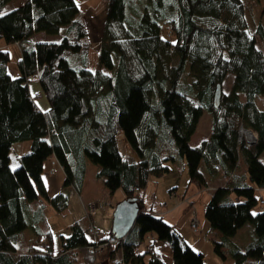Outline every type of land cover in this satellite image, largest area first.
Segmentation results:
<instances>
[{
    "label": "trees",
    "instance_id": "16d2710c",
    "mask_svg": "<svg viewBox=\"0 0 264 264\" xmlns=\"http://www.w3.org/2000/svg\"><path fill=\"white\" fill-rule=\"evenodd\" d=\"M9 1L0 0V39L6 46L0 49V264H95L96 259L168 264L153 244L140 252L138 242L126 235L90 249L95 240L88 225L101 228L86 214L72 221L69 234L60 236L59 250H53L52 231L40 230L43 206L32 213L30 202L44 199L54 211L65 212L70 189L80 192L91 182L90 177L83 181L85 161L95 164L93 179H102L100 187L108 194L121 188L125 197L137 198L139 233L154 231L170 244L169 264H204L203 252L195 248L199 236L188 242L162 215L146 210L149 176H162L184 161L188 182L201 190L229 175L214 187L204 210L217 236L213 250L230 258L229 264H264V161L259 157L264 109L255 100L264 94V0L252 35L242 0H141L137 16L126 14L127 0H104L97 41L89 38L84 8L76 0H20L3 10ZM37 32L60 38L35 40ZM14 43L20 53L17 75L7 69V47ZM93 45L96 58L89 67ZM228 73L233 80L224 90ZM32 78L48 102L44 110L29 90ZM204 110L211 115L209 134L191 146ZM240 125L256 133L251 145L237 141ZM24 141L29 149L19 152ZM13 146L16 165L11 167ZM48 157L65 174L63 190L51 195L42 176ZM247 222L255 236L239 245L232 236ZM101 231L97 242L112 235L110 229ZM42 238L46 243L37 246Z\"/></svg>",
    "mask_w": 264,
    "mask_h": 264
},
{
    "label": "rangeland",
    "instance_id": "374dc122",
    "mask_svg": "<svg viewBox=\"0 0 264 264\" xmlns=\"http://www.w3.org/2000/svg\"><path fill=\"white\" fill-rule=\"evenodd\" d=\"M263 0H242L243 7H244V16L247 22V30L249 34H254V24L257 20L256 11L260 8L262 5ZM105 1L99 0L98 3H95L94 6V12L89 11L86 8V14L84 13V17L86 20L87 28L89 31V38L93 41L96 39H99L102 31V25H103V10H104ZM84 11H85V7ZM143 8V2L141 0H127L125 4V11L126 14H130L132 16H137V12H140ZM7 6L4 7L3 10H7ZM92 13V14H91ZM262 20L264 21V16L262 17ZM95 44V43H94ZM96 45V44H95ZM257 45L262 48V44L257 41ZM17 47L16 45H14ZM13 46V47H14ZM94 46V45H93ZM91 47L90 49V64L89 67H92L93 62L96 58L95 54V46ZM11 47V46H10ZM13 50L15 48H12ZM18 49V47H17ZM12 50V51H13ZM92 60V61H91ZM185 69H188V63L186 64ZM186 80L188 82L192 81V77L187 76ZM233 80V74L228 73L225 79L223 80L222 88L224 90H228ZM28 86L30 92L35 95V92L37 95L35 96V100L37 104L40 107H47V100L46 97L42 91L41 86L39 85L38 81L35 78H32L28 81ZM189 99L196 104V100L194 98L189 97ZM257 105L259 108L264 109V94H258L255 98ZM211 127V115L204 110L202 115L199 117L197 126H196V132H207L210 130ZM247 131L250 132V134L253 135L252 142L256 140V134L251 129L247 128ZM243 138H247L248 136L245 131L239 129V135ZM245 141V140H244ZM252 142L249 144L245 141V144L251 145ZM16 147L13 146V148L10 151L9 154V162L12 160H15V149ZM260 159L264 161V150L260 154ZM95 166V164L90 162V166ZM47 163H44V169H43V178L46 179L45 174L47 173L46 170H48L49 174H52L56 171L57 168L61 169L60 166L56 165V163H50L49 169H47ZM176 168H173L171 170V174L165 173L162 176L156 177L154 175L149 176V180L147 181L146 187L143 190V197L145 205L148 206L149 204H156V207L159 206H165L170 209H175L172 213H170L169 217L173 218L174 222H172L168 217H166V220L169 222H172L174 224V227L180 232L181 236L186 239L189 237L194 238L199 236V241L195 245V248L197 250H200L203 252V261L204 264H229L230 258L228 259H222L219 255H217L213 250V243L212 238H216L217 236L214 234L212 230H210L209 222L206 220L204 210L206 203L210 197V194L214 187L218 185L219 183L226 182L229 178V175L224 174V176L221 174V178L213 179L212 182L200 189H197L195 185L188 182V172L185 166V163L178 162L176 165ZM53 169V171H51ZM172 175L174 174L179 179V186H178V194L174 198V194L171 191H165V189H168L170 186L165 185V175ZM55 175L60 178L62 175L61 171H56ZM88 177V176H87ZM94 177H90L91 182H88L87 186L80 192L73 191V188H71L69 191L70 198H69V205L65 212H56L51 207L48 208V210L45 213L44 220L40 223V230L44 231L46 229H50L52 231V246L53 250L57 252L60 248V236L61 235H68L70 232V224L75 218L83 216V214L88 215L89 212H93V221L94 219L98 220L100 223V217L106 219V223H100V228L103 231H108L110 227V221L112 217V212L114 209V206L117 202L125 198V195L121 188H117L112 194H108L107 189L105 186H102V189L105 191L103 193V190L100 189V183L103 185L102 179H100V183L96 185L94 182ZM168 178L171 179L169 176ZM91 186H94V191L96 193V190L100 192L98 193V199L97 201L91 199L88 202H85L86 200V194L90 193ZM92 191V193L94 192ZM195 192V193H193ZM94 193V195H95ZM191 193H193L190 197ZM167 194V195H166ZM197 194V195H196ZM93 195V196H94ZM264 196V193H262ZM92 196V195H91ZM169 197L174 198L171 200ZM184 198H186L184 202ZM189 201V202H188ZM186 206H188V210H186ZM254 210L260 209L258 206H255L253 208ZM189 213H191L189 218ZM193 215L196 216L198 219V226L201 229L198 233H194V229L191 224V218ZM91 216V215H89ZM109 220V221H108ZM195 228V227H194ZM29 232V230H27ZM197 231V230H195ZM127 236L128 240H133L138 242L137 244V250L142 252L144 248L148 244H153L155 250H157L163 260L166 263H171V248L170 244L163 240L159 239L154 231H147L143 234V236L139 233V228L137 222H134L133 226L130 228V230L125 234ZM124 235V236H125ZM123 236V237H124ZM255 236L253 226L249 222L245 223L243 226H241L237 232L232 236V239L237 242L239 245H244L251 239H253ZM121 237V238H123ZM207 239V240H206ZM45 238H42L40 241H35V244L39 246V244H42ZM100 250V249H99ZM98 251V250H95ZM119 256V252L116 254V258ZM100 260L96 259L95 264H99ZM116 264V263H114ZM122 264V263H117Z\"/></svg>",
    "mask_w": 264,
    "mask_h": 264
},
{
    "label": "crops",
    "instance_id": "0c3cea01",
    "mask_svg": "<svg viewBox=\"0 0 264 264\" xmlns=\"http://www.w3.org/2000/svg\"><path fill=\"white\" fill-rule=\"evenodd\" d=\"M76 1L79 4V6H81L82 8L85 7V11H84V13H85L87 10L94 12V10H95L94 9L95 3H98L99 0H76ZM20 2H21L20 0H10L6 4V6H7V8H12V7L17 6L18 4H20ZM86 8H87V10H86ZM102 16L103 15H101V17ZM102 27H103V25H102ZM32 38L35 39V40H58L60 38V36L59 35H47V34H45L43 32H37V33H35L32 36ZM97 40H99V39H96L95 41H97ZM13 46L14 45H9L7 47L9 49V51H10V57H11V59L9 61V64L7 66V69H8V72L10 74L17 75L18 74V70L16 68L15 63H16L18 57L20 56V53H19V50L17 49V47H15V46L13 47ZM5 47L6 46H5L4 42L0 39V49L1 48H5ZM12 48H15V49L13 50ZM40 108L44 110L46 108V106H44L43 108L42 107H40ZM208 134H209V130L207 132H200V131H197L196 132V129H195L194 133L191 135V138L189 140V144L191 146H197V145H199L203 139L207 138ZM18 146H19V147H17L18 148V151L19 152H24V151H27L29 149L30 144H29L28 141H24L21 144H19ZM50 160H51V157H48L43 162V169H44V163H47V166H48L47 169H49V164L51 163ZM15 163H16L15 160L14 161L11 160L9 162V165L11 167H13L14 165H16ZM56 165H58V166L61 167V165H59L58 162H56ZM58 170L61 171V173H62V175L60 176V178H58L55 175V172L58 171ZM94 170H95V168L93 166L91 167L90 164L87 161H85V174H84L83 181L85 180V182H86L87 176L88 177H92V175H94ZM46 171H47V173L45 174L46 179L43 178V180H44V183H45V186H46V189H47L48 194L51 195V194L56 193V192H58L60 190H63L62 181H63V178H64L65 174H64V172L62 170V167H61V169L57 168L56 171L54 173H52V174H49L48 173V170H46ZM170 172H168V173L171 174ZM42 173H43V170H42ZM42 176H43V174H42ZM169 176L171 177V179L168 178ZM165 180H166L165 185L170 186L168 189H165V191L170 190V189L174 190L175 191L174 192L175 193L174 198H176L175 196H177L176 194H178V186L180 185L179 184V179L174 174H172V175H168L167 174V175H165ZM95 181L99 184V181L98 180H94V182ZM97 183H96V185H98ZM85 187L86 186L84 184L83 189ZM94 188H95L94 186H91V189H93V190H90L91 191V194L90 193H85L86 194V196H85L86 199H88V200L93 199V200L97 201V199H98V195L97 194L98 193L100 194V192L98 190H96V193H95ZM100 189H102V188L100 187ZM92 191H94V192L92 193ZM94 193H95V195H94ZM193 193H195V192H193ZM193 193H191L187 197H190L191 198V195ZM169 198L171 200L174 199V198H171V197H169ZM41 206H43V208H42L43 210L42 211H43V214L45 215V213L48 210V208H50V206H49V204H48V202L46 200H44V199H42V200L38 199V200H35V201L30 202V205H29L30 210H31L32 213H34L35 211H38L39 208H41ZM145 208H146V210H149V211H151L152 213H154L156 215H162L165 220H166V217H168L172 222H174L173 218H171V217H175V216L169 217V215L175 209H170V208H167L165 206L156 207V204L154 205L153 203L152 204H149ZM186 210H188V206H186ZM190 215H191V213H189V218H190ZM99 219H100V223H106V219H104L102 217H100ZM94 220H95L94 221L95 222V225H97L98 227H100L99 226L100 225L99 221L96 220V219H94ZM167 222H169V221L167 220ZM172 222H169V223L174 226V224ZM110 225H111V221H110ZM108 228L110 229V227H108ZM27 235L29 236L28 237L29 238V242H31L32 241L31 235L29 233H27ZM194 239H195V237L194 238H191V237L188 236V238H186L185 240L192 243ZM45 243H46V241L44 240L42 244H45Z\"/></svg>",
    "mask_w": 264,
    "mask_h": 264
},
{
    "label": "water",
    "instance_id": "95a60500",
    "mask_svg": "<svg viewBox=\"0 0 264 264\" xmlns=\"http://www.w3.org/2000/svg\"><path fill=\"white\" fill-rule=\"evenodd\" d=\"M221 87L218 84L215 88L213 95V103L216 106L219 102ZM140 210L139 201L135 196H128L120 200L114 206L112 217H111V225L110 231L111 233L117 237H123L133 226L138 212ZM99 264H108L107 261H100Z\"/></svg>",
    "mask_w": 264,
    "mask_h": 264
},
{
    "label": "built area",
    "instance_id": "2783aa9c",
    "mask_svg": "<svg viewBox=\"0 0 264 264\" xmlns=\"http://www.w3.org/2000/svg\"><path fill=\"white\" fill-rule=\"evenodd\" d=\"M14 44L18 47L17 43H14ZM239 129H241V130H243V131L246 132V134H247V136H248V139H247V138H243V137L241 136V134L239 135ZM255 134H256V133H255ZM251 136H252V137H251ZM250 138L253 139V135L250 134V132L247 131V128H246V127H243L242 125H240L239 128H238V139H237V141H238V142H241L242 140H245L247 143L250 144V143L252 142V140H251ZM256 138H257V136H256ZM252 143H253V142H252ZM50 162H52V163L55 162V163H56L57 161H56V159L51 158ZM51 171H53V169H51ZM70 191H71V190H70ZM73 191H74V189H73ZM69 194H70V192H69ZM185 200H186V198H184V202H185ZM188 202H189V201H188ZM92 214H93V212H89V213H88V215H92ZM198 224H199V223H198V219L196 218L195 215H193V217L191 218V224H190V226L192 225L194 231H195V230H198V228H199V227H197ZM194 227H195V228H194ZM87 230H88V232L94 237V240H95V243L92 244V246H90V249L99 250V249H101L102 247H104L105 245H107V243H112V242H114L116 239H118V238L115 237L114 235H109V236L107 237V239H104L103 242H97V239H98V238H102V237H103L101 229L95 227V226L93 225V223H90V224L88 225V229H87Z\"/></svg>",
    "mask_w": 264,
    "mask_h": 264
},
{
    "label": "snow or ice",
    "instance_id": "6c2138e0",
    "mask_svg": "<svg viewBox=\"0 0 264 264\" xmlns=\"http://www.w3.org/2000/svg\"><path fill=\"white\" fill-rule=\"evenodd\" d=\"M0 15H3V13H0Z\"/></svg>",
    "mask_w": 264,
    "mask_h": 264
},
{
    "label": "bare ground",
    "instance_id": "6f19581e",
    "mask_svg": "<svg viewBox=\"0 0 264 264\" xmlns=\"http://www.w3.org/2000/svg\"><path fill=\"white\" fill-rule=\"evenodd\" d=\"M252 137V136H251Z\"/></svg>",
    "mask_w": 264,
    "mask_h": 264
}]
</instances>
